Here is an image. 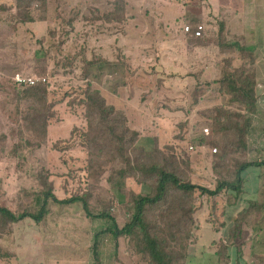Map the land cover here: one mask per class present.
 <instances>
[{
    "label": "rangeland",
    "instance_id": "obj_1",
    "mask_svg": "<svg viewBox=\"0 0 264 264\" xmlns=\"http://www.w3.org/2000/svg\"><path fill=\"white\" fill-rule=\"evenodd\" d=\"M115 1L120 0H48L44 12L31 11L34 18L44 16L43 21L21 23L17 13L21 18L22 11L15 8L14 0H0V204L14 213L35 210L40 178L46 177L59 199L92 191L89 204L93 212L100 211V203L114 198L110 212L121 227L124 213L114 208L130 192L147 190L132 177L109 183L108 167L97 183L89 176L81 135L86 121L80 102L87 82L108 103L124 111L128 126L140 133L137 146L151 149L156 138L159 146L175 148L179 158L188 156L190 177L196 184L215 187L218 177L212 171V160L219 149L210 142L219 143L224 134L227 141L222 151L230 158L221 172L230 182L235 181L234 159H264V43H256V38L251 54L244 50L234 58V65L243 64L252 81L250 109H242L228 104L227 96L217 90L216 81L225 68L214 66L219 58L216 50L212 46L191 48L183 36L184 26L195 20L189 1L199 0H122L130 19L107 22L103 17L114 9ZM83 58L114 63L115 69L106 66L96 78L92 76L96 65H92L89 75H84ZM15 73L46 79L47 104L53 106V116L48 119L45 137L29 130L22 119L24 105L15 97ZM197 88L202 92L195 103L192 96ZM214 106L231 112L239 124L233 130L212 129L204 112ZM263 168L246 170L236 197L222 191L217 198H207L196 191L194 216L201 228L196 245L193 242L187 249L186 264H198L189 257L196 248L203 253L204 264H250L247 252L250 241L256 239L249 230L251 222L244 235L231 242L222 235L223 230L215 234L207 225L230 227L231 215L239 208L241 212L248 202L264 199ZM49 208L45 220L36 223L25 218L2 232L5 236L0 239L8 244L11 236V243L1 247V253L7 255L4 249H12L16 255L13 264H143L127 249L125 238H119L115 246L110 234L98 237L94 256V235L113 227L112 220L88 218L78 202L68 206L50 202ZM262 222L256 219L264 228ZM261 237L264 240L263 234ZM214 238L221 256L215 262L208 249ZM227 244L235 249L244 246L243 253L238 258L227 257Z\"/></svg>",
    "mask_w": 264,
    "mask_h": 264
},
{
    "label": "trees",
    "instance_id": "obj_2",
    "mask_svg": "<svg viewBox=\"0 0 264 264\" xmlns=\"http://www.w3.org/2000/svg\"><path fill=\"white\" fill-rule=\"evenodd\" d=\"M47 2L48 0H14L15 8L22 11L21 18L19 12L17 13L18 21L21 23L43 21L44 16L34 18L31 11L37 8L44 12ZM103 18L107 22L128 21L130 18L126 14V2L124 5L122 0L115 1L114 9L105 14ZM193 28L192 31L185 33L186 43L190 47L212 46L219 57L214 62V66L225 68L216 81L218 92L227 96L228 104L250 109L251 78L243 64L234 65V58L239 52L245 50L244 45L239 41L238 43L237 40L232 41L227 36L223 22L219 23L218 29L204 27L200 36H194ZM83 64L84 75L87 76L89 75L88 68L96 65V72L92 74L96 78L106 66L108 70L115 69L114 63L106 61L83 58ZM13 83L20 89L16 88L15 97L24 105L22 119L26 126L33 133L45 137L48 119L53 116L51 111L53 106L47 104L48 84L38 82L34 85L19 87L15 82ZM201 92L202 90L198 88L195 90L192 96L193 102H197ZM80 102L84 106L86 121V129L81 135L88 154L89 176L95 178V183H97L99 177L106 172L105 168L108 167L107 180L109 183L117 184L132 177L136 183L145 186L147 190L143 193L130 192L125 201L124 199L119 201V206L114 208L124 213V223L119 227L116 224L115 215L110 212L114 198L100 203L102 205L100 211L93 212L89 204L92 191L88 190L81 195L59 199L53 192L51 181L46 177L40 178L41 191L35 199V210L14 213L0 204V237L4 238L5 233L2 232L9 224L25 218H30L36 223L45 220L50 211V202L63 206L78 202L88 218L110 219L113 222V227L95 233L92 246L94 256L98 237L110 234L115 240V246H118L119 238H125L127 249L138 256L143 264H186L184 261L187 258V249L197 239L194 234L198 227L194 218V213L198 209L196 191H198V196L207 198H217L222 191L236 197L242 191L243 175L246 170L249 167L264 166V159L250 162L234 159L235 181L230 182L224 178L221 170L227 165V157H229L227 152L222 151L227 141L226 134H224L219 143L210 142L212 146L219 149L212 160V171L218 179L215 187L210 189L192 182L188 156H184V159L179 158L173 150L175 148L171 145L159 146L154 138L151 149L137 146L140 133L128 126L124 111L108 103L101 91L93 88L90 82L85 85ZM209 112L211 114L208 115ZM204 115L211 120L214 130H233V127L239 124L231 112L223 110L221 106L212 107L204 112ZM119 187L117 188L120 191ZM252 210L262 211L264 214V202L263 204L255 201L248 202V206L240 212L241 217H238L234 225L230 227L227 236L230 242L237 238L241 227L240 220ZM3 257L7 256L0 252V258Z\"/></svg>",
    "mask_w": 264,
    "mask_h": 264
},
{
    "label": "crops",
    "instance_id": "obj_3",
    "mask_svg": "<svg viewBox=\"0 0 264 264\" xmlns=\"http://www.w3.org/2000/svg\"><path fill=\"white\" fill-rule=\"evenodd\" d=\"M190 3V11L195 15V20L192 21V25H195V23H201L203 27L209 29L214 28L218 29V25L220 22H223L225 31H227V36H232L233 40L236 38H240L237 41H240L241 44L244 45L245 48V54L248 51V55L253 52L254 45L258 42L264 43V0H199L198 2L189 1ZM234 23V24H233ZM236 23L239 24V26H236ZM237 30V31H236ZM236 31V32H235ZM235 32V33H233ZM183 36L186 38V34L184 33ZM257 38V39H256ZM255 39L257 40L255 43ZM254 44V45H253ZM196 46H191V48H195ZM204 68V67H203ZM264 68L262 69V71ZM264 74V73H263ZM254 76V74L252 73ZM257 86L260 87L261 85L257 83ZM140 140V137L138 141ZM258 204H263L264 199L262 201L255 200ZM235 204V202L233 203ZM248 204V203H247ZM240 208L238 209V211ZM258 210V209H257ZM260 210V208H259ZM235 212L231 215L232 220L231 226L234 225L236 219L238 217H241L240 212ZM259 212V211H258ZM261 213H254L246 215L245 217L240 220L239 223L241 225L240 231L237 233V239L244 235V232L247 230L246 225L251 222V227H249V230L251 231V234L256 237L255 240L248 241L251 242V246L249 248V251L247 252L249 263L250 264H264V240H261V234L264 236V228L261 227V225L256 224V219L259 218V220H262L264 223V214L262 211ZM223 214H221L222 216ZM221 216H218V219H221ZM195 221L198 225V229L195 231L197 235V239L195 241V245L198 241L199 234L198 230L201 228L200 224L197 222L198 218L195 217ZM208 219V218H207ZM207 221L208 224V220ZM207 227L215 232V234H220V230H223V236L229 235L230 227H225L224 224H222V227L220 228H214L212 223L210 225L208 224ZM224 228V229H223ZM12 235V233H10ZM9 243L5 244L3 242L2 238L0 239V247L6 248V246L10 245L11 243V236L9 238ZM225 239V238H223ZM246 241V242H248ZM214 242H216V239L214 238L210 245L208 246L209 252L211 253L212 259L214 262L219 259L221 260V256L219 255L220 250H215ZM190 247V246H189ZM225 252L227 254V257H234L238 258V254L243 253L244 246L241 245V249L239 247L232 248L230 245L225 246ZM6 252L7 257L0 258V264H13L12 261L15 259L16 255L15 252L12 249H4ZM197 251V252H196ZM194 252L193 256L196 261H198V264H204L203 262V253L199 251V249ZM1 252V249H0ZM193 258V259H194ZM224 259V258H223ZM229 260V259H228ZM227 260V263H229ZM248 261V260H247ZM195 264V263H193Z\"/></svg>",
    "mask_w": 264,
    "mask_h": 264
},
{
    "label": "built area",
    "instance_id": "obj_4",
    "mask_svg": "<svg viewBox=\"0 0 264 264\" xmlns=\"http://www.w3.org/2000/svg\"><path fill=\"white\" fill-rule=\"evenodd\" d=\"M192 27L193 28V34L194 36H200L203 30V25L201 23H197L194 26L191 25H185L183 28L184 33H188L190 31H192ZM13 81L15 82V84L19 87H25L28 85H34L38 82H46V79L44 77L41 76H32V75H23L21 73H15L14 76L12 77ZM203 131L205 133L208 132L207 129H203ZM192 149V148H191ZM213 151H216L215 149H213Z\"/></svg>",
    "mask_w": 264,
    "mask_h": 264
}]
</instances>
